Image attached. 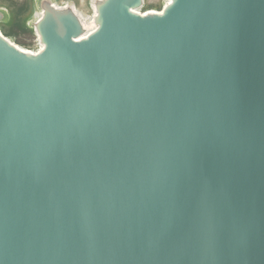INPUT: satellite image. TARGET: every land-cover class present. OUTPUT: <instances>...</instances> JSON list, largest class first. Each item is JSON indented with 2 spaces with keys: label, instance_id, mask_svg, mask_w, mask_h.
<instances>
[{
  "label": "water",
  "instance_id": "1",
  "mask_svg": "<svg viewBox=\"0 0 264 264\" xmlns=\"http://www.w3.org/2000/svg\"><path fill=\"white\" fill-rule=\"evenodd\" d=\"M142 5L0 32V264H264V0Z\"/></svg>",
  "mask_w": 264,
  "mask_h": 264
},
{
  "label": "rangeland",
  "instance_id": "2",
  "mask_svg": "<svg viewBox=\"0 0 264 264\" xmlns=\"http://www.w3.org/2000/svg\"><path fill=\"white\" fill-rule=\"evenodd\" d=\"M42 0H0V12L5 16L0 20V32L18 47L36 53L42 47L34 24L41 16ZM57 7L73 8L87 23L86 31H91L96 0H51ZM168 0H143L140 12L161 11Z\"/></svg>",
  "mask_w": 264,
  "mask_h": 264
},
{
  "label": "trees",
  "instance_id": "3",
  "mask_svg": "<svg viewBox=\"0 0 264 264\" xmlns=\"http://www.w3.org/2000/svg\"><path fill=\"white\" fill-rule=\"evenodd\" d=\"M50 1H51V0H50ZM51 2H53V1H51ZM2 13H3L4 16L6 15V14H5V11H2ZM4 16H3V17H4ZM9 35H11V33L4 34V36H6V37L9 36Z\"/></svg>",
  "mask_w": 264,
  "mask_h": 264
},
{
  "label": "bare ground",
  "instance_id": "4",
  "mask_svg": "<svg viewBox=\"0 0 264 264\" xmlns=\"http://www.w3.org/2000/svg\"><path fill=\"white\" fill-rule=\"evenodd\" d=\"M142 13V12H141ZM84 24H85V26L87 25V23L84 21ZM20 48V47H19ZM22 49V48H21ZM22 50H24V49H22ZM24 51H27V50H24ZM29 52H31V51H29Z\"/></svg>",
  "mask_w": 264,
  "mask_h": 264
}]
</instances>
